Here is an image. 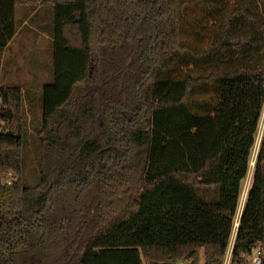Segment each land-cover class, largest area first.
<instances>
[{"label":"trees","instance_id":"obj_1","mask_svg":"<svg viewBox=\"0 0 264 264\" xmlns=\"http://www.w3.org/2000/svg\"><path fill=\"white\" fill-rule=\"evenodd\" d=\"M232 2L0 0V68L17 7L53 26L35 187L0 87V264H224L264 105V0ZM263 243L264 136L232 264Z\"/></svg>","mask_w":264,"mask_h":264},{"label":"rangeland","instance_id":"obj_2","mask_svg":"<svg viewBox=\"0 0 264 264\" xmlns=\"http://www.w3.org/2000/svg\"><path fill=\"white\" fill-rule=\"evenodd\" d=\"M226 4L231 6L233 2L232 0H227ZM27 12H29V14ZM51 12L52 6L36 8L19 6L16 8L17 18H15L18 28L29 18V20L26 21L28 22V28L22 32L28 31L34 34L31 36L32 40L27 42L29 43L27 49L29 48L30 50H27L28 53L24 55L26 58L24 57L23 61H21L23 73L25 74L24 81L22 82L24 84L22 85H26L24 90L27 92V97H31L33 99V106L31 107L32 110L27 102V98L26 103H24V135L21 138L23 141V177L29 187H35L39 182L38 164L40 159V145L38 140V131L40 130L42 122V90L45 85L51 84L53 81V26L51 23ZM26 14L28 15L26 16ZM28 72L31 76V85H27L29 81L27 76ZM13 76L11 79H15ZM14 85L18 86V84ZM3 86L4 83H0V87ZM28 109L30 110L28 111ZM235 222H237L236 219ZM233 237L234 232L232 234V239Z\"/></svg>","mask_w":264,"mask_h":264},{"label":"crops","instance_id":"obj_3","mask_svg":"<svg viewBox=\"0 0 264 264\" xmlns=\"http://www.w3.org/2000/svg\"><path fill=\"white\" fill-rule=\"evenodd\" d=\"M23 7H28V6H23ZM27 13L29 14V12ZM28 14H26V16ZM15 17L17 18V14H15ZM28 20L29 18L25 20V22H23L22 26H20L19 28L17 25V32H16L15 37L4 50V53L1 59L0 83H4L3 87L15 86L14 84H18V86L22 88L26 96L24 97V103H26V98H27V102L29 103V106L31 109V107L33 106V102H32L33 99L31 97H27V92L26 90H24V87L26 85L25 86L22 85L24 84L22 82L24 81L25 74L23 73V69L21 65V61H23L25 57L24 55L28 53L27 50H30L29 48L27 49V46L29 44L27 42H30L32 40L31 36L34 35L32 32H28V31L22 32L23 30L28 28V22H26ZM52 42H53V39H52ZM12 74L15 76H13ZM12 76L15 77V79H11ZM27 76L29 79L27 85H31L30 83L31 76L29 72L27 73ZM30 109H28V111Z\"/></svg>","mask_w":264,"mask_h":264},{"label":"built area","instance_id":"obj_4","mask_svg":"<svg viewBox=\"0 0 264 264\" xmlns=\"http://www.w3.org/2000/svg\"><path fill=\"white\" fill-rule=\"evenodd\" d=\"M3 126H4V124L0 122V133L3 130ZM263 136H264V105H263L262 114H261V117L259 120V125H258V129H257L254 148H253V151H252V154L250 157V162H249V171H248L247 177L248 176L251 177V182H250V185L248 186V190L246 191V193H244L245 189L248 185L247 184V177H246L244 185H243V190H242V194H241L238 212H237V215L235 216V219L237 220V222H235V219H234V226H233L234 237H233V239L231 238L230 246H229L228 251L226 253V258H225L224 264H232V252L234 249V243H235V239H236V235H237V231H238V227H239V222H240L241 215H242V212L244 210V206H245V203L247 200V196H248L251 184H252V177H253L254 169L256 166L260 145H261L262 140H263ZM16 180H17V176L15 175L14 172H8L6 174L0 173V183L3 186L12 187L13 184L16 182ZM245 183H246V185H245ZM263 258H264V243L259 244L252 251V253L247 258V263L248 264H262ZM181 264H184V263H181Z\"/></svg>","mask_w":264,"mask_h":264},{"label":"bare ground","instance_id":"obj_5","mask_svg":"<svg viewBox=\"0 0 264 264\" xmlns=\"http://www.w3.org/2000/svg\"><path fill=\"white\" fill-rule=\"evenodd\" d=\"M249 180V181H248ZM250 182H251V179H250V176H248L247 177V188L245 189V192L244 193H246V191L248 190V186L250 185ZM245 195V194H244Z\"/></svg>","mask_w":264,"mask_h":264}]
</instances>
